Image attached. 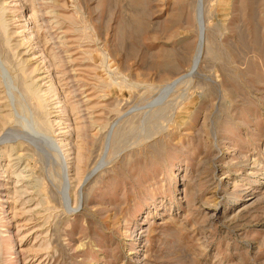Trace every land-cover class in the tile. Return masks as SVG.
I'll use <instances>...</instances> for the list:
<instances>
[{
	"label": "rangeland",
	"instance_id": "1",
	"mask_svg": "<svg viewBox=\"0 0 264 264\" xmlns=\"http://www.w3.org/2000/svg\"><path fill=\"white\" fill-rule=\"evenodd\" d=\"M0 60V264H264V0H0Z\"/></svg>",
	"mask_w": 264,
	"mask_h": 264
},
{
	"label": "bare ground",
	"instance_id": "2",
	"mask_svg": "<svg viewBox=\"0 0 264 264\" xmlns=\"http://www.w3.org/2000/svg\"><path fill=\"white\" fill-rule=\"evenodd\" d=\"M46 13V12H45ZM24 16V15H23ZM198 20V19H197ZM43 23V22H42ZM30 25H32V24H30ZM29 26V25H28ZM202 27V26H201ZM199 28V27H198ZM31 30V32H33L34 30H35V27L33 26H30V28L28 27L26 30H25V32H28L29 33V31ZM33 34V33H32ZM28 40H29V37H28ZM26 48V47H25ZM197 54H198V52H197ZM197 54H196V56H195V60H196V57H197ZM0 63H2L1 62V60H0ZM3 70H4V68H3ZM30 86V85H29ZM27 87V89H26V92H31V88L30 87ZM50 143V142H49ZM17 146V148H18V151L19 150H21V144H18V145H16ZM15 146V147H16ZM11 153V152H10ZM12 154V153H11ZM20 155V154H19ZM10 156V155H9ZM15 158H17V157H15ZM17 162V161H16ZM13 165V164H12ZM3 169V168H2ZM2 172H3V174H4V172H5V168L2 170ZM1 183V182H0ZM13 247V246H12Z\"/></svg>",
	"mask_w": 264,
	"mask_h": 264
}]
</instances>
